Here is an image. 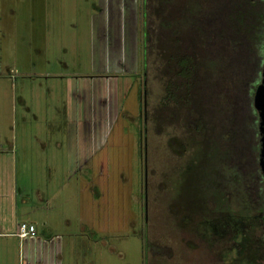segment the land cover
I'll list each match as a JSON object with an SVG mask.
<instances>
[{"label": "rangeland", "instance_id": "obj_1", "mask_svg": "<svg viewBox=\"0 0 264 264\" xmlns=\"http://www.w3.org/2000/svg\"><path fill=\"white\" fill-rule=\"evenodd\" d=\"M185 2L0 0V223L37 234L0 264H263L243 126L205 67L174 73Z\"/></svg>", "mask_w": 264, "mask_h": 264}, {"label": "trees", "instance_id": "obj_2", "mask_svg": "<svg viewBox=\"0 0 264 264\" xmlns=\"http://www.w3.org/2000/svg\"><path fill=\"white\" fill-rule=\"evenodd\" d=\"M183 7L185 22L194 26L200 45H196L195 53L190 46L179 53L174 73L186 80L187 94L202 66L221 83L222 104L229 110L228 119V115L221 116L223 123L230 134L231 128L243 126L244 164L239 175L229 174L245 195L238 204L250 205L251 199H255L263 214L264 175L259 166V117L254 96L264 65V0H186Z\"/></svg>", "mask_w": 264, "mask_h": 264}, {"label": "water", "instance_id": "obj_3", "mask_svg": "<svg viewBox=\"0 0 264 264\" xmlns=\"http://www.w3.org/2000/svg\"><path fill=\"white\" fill-rule=\"evenodd\" d=\"M254 105L258 111V117H259V133H260L259 166L262 174L264 175V65L262 70V81L261 84L257 87L255 92Z\"/></svg>", "mask_w": 264, "mask_h": 264}, {"label": "built area", "instance_id": "obj_4", "mask_svg": "<svg viewBox=\"0 0 264 264\" xmlns=\"http://www.w3.org/2000/svg\"><path fill=\"white\" fill-rule=\"evenodd\" d=\"M35 233L36 227L33 224L21 222L18 223L16 226L15 235L20 239H24L29 236H34Z\"/></svg>", "mask_w": 264, "mask_h": 264}, {"label": "crops", "instance_id": "obj_5", "mask_svg": "<svg viewBox=\"0 0 264 264\" xmlns=\"http://www.w3.org/2000/svg\"><path fill=\"white\" fill-rule=\"evenodd\" d=\"M3 224L4 223H0V236H10V237H14V238H17L18 239V241H21V240H24V239H26V238H28V237H26V238H24V239H20V238H18L16 235H15V231H16V227H15V229H14V232H4L3 231ZM16 226H17V223H16ZM37 234L35 233V235H34V237L36 236ZM54 254V253H53ZM55 255V259L57 260V261H62L63 259H62V253L60 252V250H57V253H55L54 254Z\"/></svg>", "mask_w": 264, "mask_h": 264}]
</instances>
